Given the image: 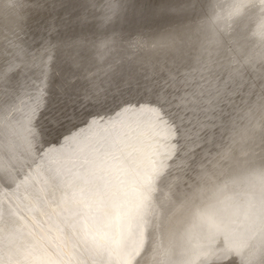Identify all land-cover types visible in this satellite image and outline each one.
<instances>
[{"label": "snow or ice", "instance_id": "1", "mask_svg": "<svg viewBox=\"0 0 264 264\" xmlns=\"http://www.w3.org/2000/svg\"><path fill=\"white\" fill-rule=\"evenodd\" d=\"M164 10L150 12L159 15ZM86 22L87 17L80 18V23ZM182 27H164L151 48L172 53L177 61H182L178 38ZM91 42L86 35L55 45L46 42L45 52L63 49L67 64L61 115L64 120L79 121L84 127L76 129L73 123L76 130L64 136V143L45 152L44 145L54 143L48 137L56 133V126L39 125V99L23 108L39 128L42 145L37 155L47 165V172L41 179L38 168L19 183V172L7 180L0 178V185L6 188L15 185L13 195L24 193L15 202L9 197L7 208L0 202V264H142L141 248L150 236V228L143 222V210L154 199L155 178H170V187L179 179L173 170H179L185 161L179 157L183 151L179 140L183 136L184 117L173 118L165 111V100L160 96L156 97V106L151 107L159 85L131 64L119 74L110 96L102 95L95 85L81 83L88 80L86 73L93 62L86 53ZM129 47L147 45L137 39ZM20 54L27 55L24 49ZM210 76L220 83L199 95L207 97L203 111L214 113L210 119L218 123L202 127L218 128L222 134L232 113L223 109L215 113L219 98L226 91L243 94L245 89L248 95H254L257 87L264 90V83L242 71H217ZM170 77L177 79L171 72ZM81 98L93 101V106H99L105 114L82 111L85 105L80 104ZM10 99L9 93L0 91V102ZM246 101H233L234 110ZM78 104L81 111L77 110ZM146 112L152 113V119H144ZM212 135L216 137L217 133ZM173 139L176 144L169 143ZM173 152L179 164L173 160ZM36 183L42 186L30 192Z\"/></svg>", "mask_w": 264, "mask_h": 264}, {"label": "clouds", "instance_id": "2", "mask_svg": "<svg viewBox=\"0 0 264 264\" xmlns=\"http://www.w3.org/2000/svg\"><path fill=\"white\" fill-rule=\"evenodd\" d=\"M195 2L203 8L179 30L181 51L209 75L242 71L264 83V0ZM85 3L99 32L86 53L111 67L120 41L109 29L127 0ZM27 7L28 0H0V25L20 30ZM41 145L27 111L0 102V178L21 176L40 159ZM179 171L173 187L170 178H155L143 210L150 236L142 264H264V90L229 117L211 152L185 159Z\"/></svg>", "mask_w": 264, "mask_h": 264}, {"label": "rangeland", "instance_id": "3", "mask_svg": "<svg viewBox=\"0 0 264 264\" xmlns=\"http://www.w3.org/2000/svg\"><path fill=\"white\" fill-rule=\"evenodd\" d=\"M53 1L55 2L54 4ZM56 1L28 0V7L26 11H28L29 14L26 16V22H23L22 28L20 30H17L8 24L0 25V57H2V60L0 59V64L2 62L5 64L10 63L9 66L4 68V73L0 74L4 76V79L0 80V91H11V103L15 104L21 109L27 105L35 104L37 99H39L41 108L40 112L37 114V117L39 125H43L44 127H47L49 124H57V114L64 107L62 82L64 77L67 75V64L65 63L63 53L64 50L59 48H51L50 51L45 52L46 42L55 45L61 41L74 39L80 35H84L79 32V30L82 28L97 29L94 15L91 11H88V5L85 3V0H69V2L68 0H59V2ZM127 1L128 2L125 5V9L127 10L124 11L123 16L116 23L111 25L109 29V31L119 34L120 41V48L115 54L114 59L111 61V67H109L108 64H98L93 61L88 73H86L88 80L81 81V83H84L88 86L95 85L96 90L102 95L107 94L110 96L111 92L115 89V85L119 82V74L122 71H126L130 64L135 66L138 70H141L143 74L151 76L155 82L156 78H161L162 80L169 79V87L167 86L169 91H163L161 89L156 90L153 94L154 99L153 105H151V107L156 106L155 100L157 96L164 98L165 111L168 112L173 108H177V111L173 115L175 117L173 118L181 115L187 116H183L184 122L181 127L183 131L185 129L189 130L188 132H190V134H187L188 136L192 135V138L193 136L195 137V144L204 143L212 149V147H214V142L219 136V130L218 128H212L210 126L202 127V125H211L213 123H218V121L210 119L214 113L210 112L206 114L203 111L204 108H207V104L203 103V100L200 99L199 93L206 89H210L214 84H219L220 82L215 81L207 72L202 71L201 68H199V66L194 63L191 55L189 54L183 52L182 61H177L175 55L172 53L151 48V44L158 39L159 34L164 27L188 24L195 18V16L198 14V11L203 8V3L195 2V0ZM61 4L65 5V7H62ZM58 5L60 6L57 7ZM160 8H164L165 10L159 15L151 14L150 10ZM172 9H177V11H174L176 13H172ZM73 16H76V20L74 21L72 20ZM168 16L173 17L169 19ZM81 17H87V22L83 24L80 23ZM31 18H33L32 20L40 22L41 26L37 28L34 34L30 36H24V38L27 37L24 41V38L21 36V34H25L26 30H28ZM97 36L88 37L94 41ZM10 39L15 41V43H13V41ZM137 39L146 44L147 47H129L130 42L136 41ZM13 44L16 45L17 48L14 54L11 52V50L7 52V50L14 46ZM21 49H24L28 55H21ZM50 61L53 62V66L51 67L52 80L50 86L46 88L48 80L47 75L50 72ZM169 71L173 74H176L178 78L175 80L171 79ZM186 73L190 75L186 76ZM63 74H65V76H62ZM89 81L91 84H89ZM171 85L173 86L171 87ZM258 89L259 87L254 90L255 93L258 91ZM175 90L176 93H173ZM247 93V89L244 90L243 94L238 92L235 94H230L226 91L225 94L219 98L218 107L215 109V113H218L220 109H223L225 111L227 110V112H231L233 115L235 110L233 108L232 102L235 101L237 104H239L241 98L245 100L253 98L254 95H248ZM203 99H207V97H204ZM80 104L85 105V107L82 109L84 112L100 111L101 115L102 113L103 115L105 114L104 111L99 108V106H93V101H86L82 98L80 100ZM80 104L77 105V108L79 107L78 109H80ZM203 104L206 106H203ZM78 111H81V109ZM109 114L114 115V113ZM190 114L192 117H190ZM59 117L63 118L61 114H59ZM164 118L168 119L167 116ZM144 119H152V113L146 112L144 114ZM89 121L90 118L88 121H86V123ZM64 122L67 123L68 126L65 127V129H62L61 133L56 137L57 139L48 137V139L53 140L54 143L44 145L45 152H47L49 149H58L60 144L64 143V136H70L73 133L72 131L84 127L83 124H81L79 121H76L77 123L75 122V125L78 127L73 130V121L70 122L64 120ZM176 122L180 123L179 119H176ZM202 131H206V134L203 136L201 135ZM213 132L217 133L216 137H213ZM205 139L209 141L206 142ZM182 142L184 143V140ZM207 146L203 145V148L206 151L209 150ZM186 148L188 147H183V150H186ZM200 149H202V147L198 148L196 151L198 152ZM208 153L209 151L201 155L206 156ZM194 155L195 154H192V156ZM38 168L41 169V178L43 179L42 174L44 175L47 172V165H44V162L41 159H37L35 163L31 165V167L24 170V173L20 176L21 178H19L17 182L19 183L25 178L26 175H31L33 173L32 171H35ZM14 186L15 185H12L11 188H6L3 185H0V199L4 197L1 199V202L5 208L8 207L9 197H12L13 202H15L17 196L24 195L23 192L13 195V189L15 188ZM41 186L42 185L40 183H36L34 187H30L29 191L34 193L38 191ZM3 194L5 195L3 196Z\"/></svg>", "mask_w": 264, "mask_h": 264}, {"label": "bare ground", "instance_id": "4", "mask_svg": "<svg viewBox=\"0 0 264 264\" xmlns=\"http://www.w3.org/2000/svg\"><path fill=\"white\" fill-rule=\"evenodd\" d=\"M56 1V0H55ZM62 1V0H61ZM63 1H66V0H63ZM56 2H59V0L58 1H56ZM68 2H69V0H68ZM128 2V1H127ZM55 2L53 1V4H54ZM58 4V3H57ZM65 4H66V2H65ZM129 4V3H128ZM60 5H58L57 7H59ZM61 6L63 7H65V5H62L61 4ZM36 7V6H35ZM127 7V6H126ZM196 9H197V7H196ZM125 10H127V9H125ZM27 12V14H26V16L28 15V11H26ZM164 15V14H163ZM126 16V15H125ZM31 17V16H30ZM76 16H73V18H72V20L74 21V20H76V18H75ZM127 17V16H126ZM125 18V17H124ZM33 18H31L30 19V25H29V28H28V30H26V33L25 34H21V36L24 38V36H30V35H32V34H34L35 32H36V30H37V28L38 27H40L41 26V24H40V22H37V21H35V20H32ZM41 19V18H40ZM28 20V19H27ZM26 22V21H25ZM28 22V21H27ZM120 22V21H119ZM157 24V23H156ZM27 25V24H26ZM1 27V26H0ZM146 27V26H145ZM27 28V27H26ZM160 28V27H159ZM16 32V31H15ZM79 32H81L82 34H84V35H87V36H90V37H93V36H97V35H99V32H98V29H94V28H82V29H80L79 30ZM27 37H25L24 38V41H25V39H26ZM29 38V37H28ZM7 40V39H6ZM11 40V39H10ZM11 41H13V40H11ZM10 41V42H11ZM18 42V41H17ZM23 42V41H22ZM13 43H15V41H13ZM147 43V42H146ZM150 44V43H149ZM11 45V44H10ZM14 45V44H13ZM20 45V44H19ZM149 46V45H148ZM10 48V47H9ZM8 48V49H9ZM11 50V52L14 54L15 53V51L17 50V48H16V45H14V46H12L9 50H7V52L8 51H10ZM148 50V49H147ZM4 51H6V50H4ZM4 51H2L3 53H5ZM2 53V54H3ZM64 53V52H63ZM164 53V52H163ZM1 54V53H0ZM18 54V53H17ZM11 55V54H10ZM9 55V56H10ZM28 55V54H27ZM155 55V54H154ZM174 55V54H173ZM15 56V55H14ZM32 56V55H31ZM184 57H186V56H184ZM2 57H0V59H1ZM7 58V57H6ZM11 58V57H10ZM25 58V57H24ZM32 59V58H31ZM164 59V58H163ZM2 60V59H1ZM13 60V59H12ZM11 61V60H10ZM28 61V60H27ZM33 61V60H32ZM45 61V60H44ZM2 64V65H1ZM0 64V74H2V73H4V68L5 67H7V66H9L10 65V63L9 64H5V63H1ZM19 64V63H18ZM31 64V63H30ZM181 64V63H180ZM175 65V64H174ZM3 66V67H2ZM169 66H171V65H169ZM190 66V65H189ZM172 67V66H171ZM168 68V67H167ZM175 68V67H174ZM184 68V67H183ZM186 68V67H185ZM6 70V69H5ZM8 70V69H7ZM170 70V69H169ZM182 70V69H181ZM28 71V70H27ZM165 71H167V70H165ZM5 72H7V71H5ZM170 72V71H169ZM167 73V72H166ZM185 73V72H184ZM183 74V73H182ZM14 76V75H13ZM62 76H65V74H63ZM180 76V75H179ZM169 78V77H168ZM178 78V77H177ZM196 78V77H195ZM28 79V78H27ZM42 80V79H41ZM202 80V79H201ZM36 82V81H35ZM201 84V83H200ZM17 86H18V84H17ZM173 85H171V87H172ZM169 87V86H168ZM37 89V88H36ZM104 89V88H103ZM170 89V88H169ZM172 89V88H171ZM16 90V89H15ZM181 90V89H180ZM156 91V90H155ZM166 91V90H165ZM7 93H9V95H10V97H11V99L9 100L10 102H11V100H12V92L11 91H7ZM49 93V92H48ZM167 93V92H166ZM195 93V92H194ZM193 93V94H194ZM160 94V93H159ZM43 95V94H42ZM26 96V95H25ZM168 96V95H167ZM169 97H171V96H169ZM206 97V96H205ZM25 98V97H24ZM192 98V97H191ZM204 98V97H203ZM203 98H201L200 97V99H202V100H204ZM179 99V98H178ZM195 99V98H194ZM193 99V100H194ZM171 100V99H170ZM176 101V100H175ZM196 102V101H195ZM202 103V102H201ZM201 103H200V106H201ZM189 104V103H188ZM188 104H187V106H188ZM203 106H206L205 104H203ZM202 106V107H203ZM183 107V106H182ZM189 108V107H188ZM197 108V107H196ZM182 109V108H181ZM229 110V109H228ZM187 111V110H186ZM192 111V110H191ZM227 111V110H226ZM217 112V111H216ZM58 113V112H57ZM189 113V112H188ZM192 113V112H191ZM201 113V112H200ZM187 114V113H186ZM207 114V113H206ZM102 115H103V113H102ZM191 115V114H190ZM199 115H201V114H199ZM184 116V115H183ZM194 116V115H193ZM211 116V115H210ZM173 117H175V116H173ZM184 117H187V116H184ZM190 117H192V115L190 116ZM202 117V116H201ZM205 119V118H204ZM196 122H197V120H196ZM201 122V121H200ZM207 122H208V120H207ZM178 123V122H177ZM199 123V122H198ZM179 124V123H178ZM183 125V124H182ZM202 125V124H201ZM72 126V125H71ZM78 127V126H77ZM76 127V128H77ZM186 127H187V125H186ZM191 127V126H190ZM196 127V126H195ZM74 130V129H73ZM203 130V129H202ZM189 130L188 129H185L184 131L182 130V132H184L183 133V136H182V138L179 140V145L180 146H183V147H188V148H186V150H183L180 154H179V157H182V158H184V159H186V158H191L192 160H195V161H199V159H202V158H204L205 156L204 155H201V154H204L205 152H211L213 149H214V147H212V149L209 147V146H207L206 144H204V143H202V144H195V137L193 136V138H192V135L191 136H188L187 134H190V132H188ZM197 131V130H196ZM66 132V131H65ZM68 132V131H67ZM73 132V131H72ZM185 132H188V133H185ZM197 134V133H196ZM194 135V134H193ZM197 136V135H196ZM200 137V136H199ZM188 138H190V139H188ZM204 138V137H203ZM187 139H188V141H187ZM192 139H193V144H192ZM184 140V143L182 142ZM206 140V142L207 141H209V140H207V139H205ZM205 142V143H206ZM169 143H172V144H176L177 143V141L175 140V139H173L172 141H170ZM211 143V142H210ZM188 145H192V146H188ZM203 145H205V146H207V148H209V150L208 151H206L204 148H203ZM192 147V148H191ZM200 147H202V149H200L198 152L196 151L198 148H200ZM191 148V149H190ZM47 149V148H46ZM184 153H187V156L185 157L184 156ZM192 154H195L194 156H192ZM173 160L175 161V163H177V164H179V158H177V154L175 153V152H173ZM171 162V161H170ZM39 164V163H38ZM44 167V166H43ZM33 172V171H32ZM173 174L176 176V177H180L181 175V173H180V171L179 170H176V169H174L173 170ZM27 176V175H26ZM42 176H44L43 174H42ZM19 178H21V177H19ZM42 179V178H41ZM15 187V186H14ZM13 187V188H14ZM12 188V189H13ZM15 189V188H14ZM13 189V190H14ZM35 189V188H34ZM5 194H3V196H4ZM22 197V196H21ZM2 198H4V197H2ZM1 198V199H2ZM5 198H7V197H5ZM12 198V197H11ZM1 199H0V202H1ZM14 199V198H13ZM5 200V199H4ZM15 200V199H14ZM9 205V204H8Z\"/></svg>", "mask_w": 264, "mask_h": 264}, {"label": "water", "instance_id": "5", "mask_svg": "<svg viewBox=\"0 0 264 264\" xmlns=\"http://www.w3.org/2000/svg\"><path fill=\"white\" fill-rule=\"evenodd\" d=\"M131 2H132V0H131ZM172 13H176V12H174V11H172ZM29 14V13H28ZM173 16H168V18L169 19H171ZM25 22V21H24ZM53 66V62L52 61H50V72H49V74L47 75V77H48V80H47V87L46 88H48L49 86H50V83H51V73H52V67ZM159 76V75H158ZM154 77V76H153ZM168 81H169V79H165V80H162L161 78H156V82L158 83V87L156 88V90H159V89H161V90H166V91H169L168 89H167V86H168ZM173 93H176V90L175 91H173ZM154 97V96H153ZM82 99V98H81ZM154 99V98H153ZM79 108V107H78ZM77 108V110H80V109H78ZM62 110L63 109H61L60 110V112L57 114L58 115V121H60L61 123H57V124H54V126H56V129H57V131H56V133L54 134V135H52V136H50V137H52L53 139L54 138H56L60 133H61V131H62V129H65V127H67L68 125H67V123H65L64 122V119L63 118H61V117H59V114H61V112H62ZM69 111H70V109H69ZM177 111V108H173L172 110H170V111H168L169 113H171V114H175V112ZM76 121H73L72 123H75ZM77 123V122H76ZM204 134H206V131H202V136L204 135ZM57 139V138H56Z\"/></svg>", "mask_w": 264, "mask_h": 264}]
</instances>
